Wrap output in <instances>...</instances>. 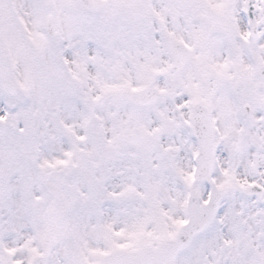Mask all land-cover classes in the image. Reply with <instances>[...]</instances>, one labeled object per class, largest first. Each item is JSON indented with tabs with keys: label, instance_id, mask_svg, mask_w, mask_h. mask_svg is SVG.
<instances>
[{
	"label": "snow or ice",
	"instance_id": "6c2138e0",
	"mask_svg": "<svg viewBox=\"0 0 264 264\" xmlns=\"http://www.w3.org/2000/svg\"><path fill=\"white\" fill-rule=\"evenodd\" d=\"M0 264H264V0H0Z\"/></svg>",
	"mask_w": 264,
	"mask_h": 264
}]
</instances>
